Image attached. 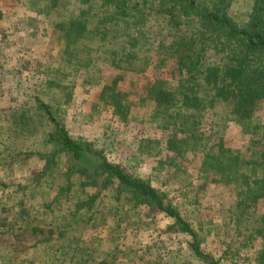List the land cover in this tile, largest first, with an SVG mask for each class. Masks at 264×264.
Here are the masks:
<instances>
[{
  "label": "trees",
  "instance_id": "obj_1",
  "mask_svg": "<svg viewBox=\"0 0 264 264\" xmlns=\"http://www.w3.org/2000/svg\"><path fill=\"white\" fill-rule=\"evenodd\" d=\"M14 1L35 14L18 22L30 24L28 38L51 33L63 45L60 66L42 64L41 78L30 79L34 89L29 96H20L0 114V236L35 240L24 263L168 264L175 252L185 249L199 264H246V252L231 253L227 246L219 255L204 250L201 230L175 205L171 186L153 182L156 174L183 171L186 160L194 157L199 159L196 179L233 196L236 225L253 221L248 243L257 238L259 244H251L248 260L264 264V213L258 212L264 211V0L252 1L242 24L231 14L237 0ZM9 14L0 10V23L17 28ZM69 68L85 84L99 86L94 109L102 108L106 119L101 137L74 135L64 113L43 98L48 89L59 88L67 102L72 100L76 80L65 84ZM102 68L108 73L102 74ZM149 73L152 79L135 96L127 83ZM23 85L22 78L16 81V86ZM221 104L227 106L226 123L243 125L249 135L246 152L227 146L221 130L204 127L206 115ZM138 107L150 108L141 137L138 142L125 139L126 146L122 142L118 148L112 134L117 126L129 127ZM38 135L40 146L29 144ZM127 146L133 153L126 163L110 158ZM138 155L156 162L148 176L132 166ZM30 162L41 168L27 178L28 187L40 188L59 174L52 201H74L72 212L79 216L81 230L70 234L66 226H41L35 205L14 203V194L30 196L28 188L23 183L11 187L5 180L17 166ZM110 193L138 222L104 208ZM161 220L166 223L157 230ZM151 226L167 238L157 242L151 260L143 261L153 249L126 235L133 238ZM104 240L114 246L97 258ZM169 241L181 245L179 250L170 248ZM125 242L131 248L122 250ZM0 264H12L11 259L0 258Z\"/></svg>",
  "mask_w": 264,
  "mask_h": 264
},
{
  "label": "rangeland",
  "instance_id": "obj_2",
  "mask_svg": "<svg viewBox=\"0 0 264 264\" xmlns=\"http://www.w3.org/2000/svg\"><path fill=\"white\" fill-rule=\"evenodd\" d=\"M253 0H237L231 8L232 16L239 22L244 23L247 20V15L250 11ZM0 10L9 11V15L12 16L17 28L6 27L4 22L0 23V114L1 111L8 106H15L20 96H29L30 89H34L30 85V79L38 80L41 78L39 74L44 66L42 64H50L54 68H58L61 64L59 58L63 45L59 43V39L55 38L51 33L41 38H28V32L30 27L28 24H19L20 19H32L35 17L34 13L20 8L14 0H0ZM30 21V20H29ZM19 22V23H18ZM32 24V21L30 22ZM38 26V24H36ZM42 27V24H39ZM34 27V25H33ZM35 28V27H34ZM60 59V60H59ZM39 72L37 73V71ZM65 84L70 81L76 80V87L74 90V97L70 102H67L66 97L63 95L61 89L52 88L46 89L43 98L53 104L56 108L60 109L66 117L67 124L71 132L74 135H84L89 138L101 137L102 130L105 126L104 113L102 108L98 110L94 109V105L97 103V92L99 86H92L85 84L83 77L73 71V69H65ZM110 72V70H109ZM107 68H102V74H107ZM101 75V71L97 72ZM22 78L24 85L22 87L16 86V81ZM152 79V74L149 73L144 77L130 79L127 85L133 94L139 97L142 87L145 83ZM42 87L38 88V91L42 92ZM33 94V92H32ZM149 107H138L132 113V122L128 126H117L119 130H114L112 134L113 139L118 143V148L121 143H126L125 139L133 142H138L141 137L142 128L145 127L146 121L149 116ZM227 113V106L225 104L217 105V107L206 115L204 121L205 128H214L217 132L221 130L226 139L227 146L240 149L246 152V143L249 135L244 133L243 125H235L234 123H226L224 120ZM260 120L264 124V111L260 114ZM214 121V122H213ZM41 136L38 135L36 139H33L29 144H35L40 146ZM27 144V143H26ZM126 146V145H125ZM3 148L0 146V153ZM133 150L130 147H123L115 154H112L110 158L121 163H126L130 158ZM249 154V153H248ZM0 157L2 155L0 154ZM137 161L133 163V167L137 168L139 174L148 176L152 172V168L155 166V160L147 158L144 155L137 156ZM199 164V159L190 157L185 162V169L174 175L169 174H156L154 176V184L156 186L161 185L163 182L171 186L172 200L179 207L183 213L189 217L197 228H199L204 236L203 248L207 252H212L215 255H219L224 250L225 246L232 252L234 250L237 253L244 254L246 252V258L242 261H246V264H250L248 256H251V249L257 247L259 240L255 238L250 244L248 240L251 239L250 229L253 226V221L247 218L244 221L239 222V227L236 225L237 218L234 217L233 196L224 188L218 187L214 184L204 183L201 179H196V166ZM41 168L37 162H30L21 166H17L10 179L5 182L12 184L23 183L27 186L28 194L23 198L22 194H14V203L20 204L22 208V202L25 206L30 204L36 207L35 212L38 214L41 226L46 228L61 226L67 227L70 234H74L77 230H81V220L79 216H75L72 212L74 207V201L57 203L53 202L52 195L55 194L60 178L59 174L53 177H48L43 182L40 188L33 187L26 184L27 178L32 176ZM14 191V190H13ZM0 196H2L0 194ZM118 201L110 193L106 195L103 203L104 208H111L115 210L121 218H129L131 222H138V216L135 213L126 214L125 203ZM12 204V203H11ZM259 213H264L261 208H258ZM120 218V219H121ZM120 222V221H119ZM166 223V220H161L156 226H159L157 230ZM133 225V224H132ZM150 228V229H149ZM147 231H139L133 234V238L130 235H126L129 239L134 241L137 245L150 246L153 250L143 258L145 260H151L153 254L157 249V242L166 241V235L153 230V226L149 227ZM103 236L108 235L107 231L100 230ZM16 237V234L12 235ZM161 236V237H160ZM123 237V234L121 238ZM119 238V237H118ZM119 241V239H117ZM130 241V240H129ZM122 242V240H121ZM124 242V241H123ZM35 240L33 238H26L15 241V238L10 239L6 236H0V258L4 261L5 258H10L12 264H28L25 261V257L28 252H33ZM122 246V250H127V247L131 248V244L125 242ZM254 243V244H253ZM170 248L179 250V244L174 245L169 241ZM251 244L254 247L251 248ZM97 258L104 256L109 252L110 247L114 244H108V241L104 240L103 244L99 245ZM36 249V248H35ZM239 249V251L237 250ZM122 252V251H121ZM124 252V251H123ZM152 253V254H151ZM144 254V253H137ZM168 264H199L192 261L188 257L186 250L184 253L177 251L170 259ZM167 260V261H168ZM248 260V261H247ZM37 264H42L38 262ZM159 264V263H158ZM167 264V263H164Z\"/></svg>",
  "mask_w": 264,
  "mask_h": 264
}]
</instances>
